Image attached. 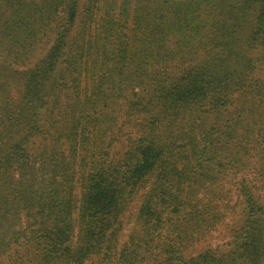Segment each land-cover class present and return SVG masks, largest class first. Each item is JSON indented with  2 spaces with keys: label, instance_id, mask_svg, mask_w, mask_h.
I'll list each match as a JSON object with an SVG mask.
<instances>
[{
  "label": "trees",
  "instance_id": "trees-1",
  "mask_svg": "<svg viewBox=\"0 0 264 264\" xmlns=\"http://www.w3.org/2000/svg\"><path fill=\"white\" fill-rule=\"evenodd\" d=\"M0 264H264V0H0Z\"/></svg>",
  "mask_w": 264,
  "mask_h": 264
},
{
  "label": "rangeland",
  "instance_id": "rangeland-1",
  "mask_svg": "<svg viewBox=\"0 0 264 264\" xmlns=\"http://www.w3.org/2000/svg\"><path fill=\"white\" fill-rule=\"evenodd\" d=\"M240 215L238 212L230 214L226 222L219 226V229L215 231L206 241L196 245L188 251L189 255H195L204 251L208 247L220 246L223 250H227L230 247L229 240L232 228L238 224Z\"/></svg>",
  "mask_w": 264,
  "mask_h": 264
}]
</instances>
